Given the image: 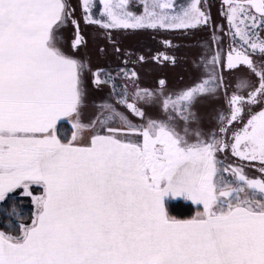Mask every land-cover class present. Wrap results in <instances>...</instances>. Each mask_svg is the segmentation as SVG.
<instances>
[{"label": "snow or ice", "instance_id": "6c2138e0", "mask_svg": "<svg viewBox=\"0 0 264 264\" xmlns=\"http://www.w3.org/2000/svg\"><path fill=\"white\" fill-rule=\"evenodd\" d=\"M131 7L0 0V264H264V0H221L227 27L202 0ZM126 30L209 35L187 83L149 87L137 66L176 46L134 56Z\"/></svg>", "mask_w": 264, "mask_h": 264}, {"label": "flooded vegetation", "instance_id": "af4514ba", "mask_svg": "<svg viewBox=\"0 0 264 264\" xmlns=\"http://www.w3.org/2000/svg\"><path fill=\"white\" fill-rule=\"evenodd\" d=\"M75 3V0H73ZM177 4H187L190 0H175ZM221 0H202V3L210 10L213 20L222 23L227 27V22L223 16L219 15V5ZM131 10L139 15L143 12V0H131ZM86 38L92 39L96 33L92 27L85 29ZM208 33L196 30H177L175 32L154 33L151 30H126L120 37L123 49L133 55H145L163 46L164 40H170L175 47V55L178 63L175 67L157 66L154 63H147L142 68L139 66L142 83L145 86H153L158 78H166L174 88L182 87L189 79V65L191 59L196 55L199 45L208 38ZM100 63H104L101 61ZM115 66L117 61H110Z\"/></svg>", "mask_w": 264, "mask_h": 264}, {"label": "trees", "instance_id": "16d2710c", "mask_svg": "<svg viewBox=\"0 0 264 264\" xmlns=\"http://www.w3.org/2000/svg\"><path fill=\"white\" fill-rule=\"evenodd\" d=\"M35 194H38V193H35ZM16 200L19 205L18 210L22 209L23 212L28 211L29 212L28 215L30 216L32 207H33L30 202V199L16 196ZM171 204H172L171 212L173 215L177 216V218L187 219L195 215L196 208L194 205H191L190 202L188 201H185L183 199H177V200L174 199L171 202ZM0 230H3V229H0Z\"/></svg>", "mask_w": 264, "mask_h": 264}, {"label": "rangeland", "instance_id": "374dc122", "mask_svg": "<svg viewBox=\"0 0 264 264\" xmlns=\"http://www.w3.org/2000/svg\"><path fill=\"white\" fill-rule=\"evenodd\" d=\"M38 194H39V193H38ZM28 214H29V212H28V211H26V212H23V216H24V218H25V219H27V218L29 217V215H28Z\"/></svg>", "mask_w": 264, "mask_h": 264}, {"label": "crops", "instance_id": "0c3cea01", "mask_svg": "<svg viewBox=\"0 0 264 264\" xmlns=\"http://www.w3.org/2000/svg\"><path fill=\"white\" fill-rule=\"evenodd\" d=\"M65 130L69 129L70 128V125H65ZM177 200V199H176Z\"/></svg>", "mask_w": 264, "mask_h": 264}]
</instances>
